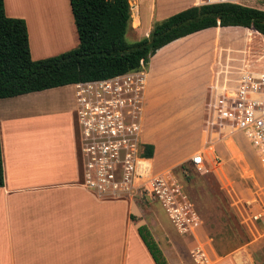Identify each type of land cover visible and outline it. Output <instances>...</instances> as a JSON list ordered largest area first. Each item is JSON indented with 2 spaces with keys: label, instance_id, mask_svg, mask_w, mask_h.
<instances>
[{
  "label": "crops",
  "instance_id": "0c3cea01",
  "mask_svg": "<svg viewBox=\"0 0 264 264\" xmlns=\"http://www.w3.org/2000/svg\"><path fill=\"white\" fill-rule=\"evenodd\" d=\"M35 1L40 8L36 15L43 30L54 29L53 33L42 32L56 40L55 49L42 48L33 28L35 14L22 0H4L6 16L23 19L26 23L31 58L40 60L77 47V33H73L72 40L63 41L55 35L56 27L50 23L57 18L58 8L60 16H68L73 28L70 3L60 0L57 7L54 0ZM197 3L198 0H172V6L168 7L159 0L152 3L143 0L138 5L140 15L136 29L143 27L150 33L154 22L197 6ZM52 9L54 18L47 20ZM43 18L46 21H40ZM251 33L258 32L242 26L203 29L163 46L150 57L147 65H141L146 83L140 138L144 144L153 145L154 153L159 150L157 140L142 137L143 134L148 137L154 129L155 102L166 105L171 110V118L184 117L196 108L203 109L206 116L207 103L225 92L234 91L244 72L264 68V61L258 67L246 58ZM261 38L264 42L262 35ZM191 39L195 44L185 48ZM242 39L243 48L233 49L231 45ZM162 53L172 59V78L164 72ZM186 56L190 58L188 64ZM198 59L201 60L197 64L205 62L208 67V77L201 83V93L194 97L192 92L180 89L186 84L179 76L186 73L185 68L190 71L194 60ZM68 86L73 87L70 97L64 94ZM76 92L75 84H69L0 99L4 171V185L0 187V264H155L138 233L143 225L148 227L168 264H187L183 254L186 249L182 247L187 243L184 240H189V236L195 235L202 226L197 212L200 223L194 233L180 235L173 230L174 236L167 228L158 227L157 219L163 218L160 213L157 219L146 218L133 200L99 198L81 185L80 129L76 130L78 121L73 119ZM178 110L183 111V115L177 114ZM167 147L171 163L177 155H172L171 141ZM197 248L204 254L202 264H242L245 250L240 248L232 259H227L214 250L209 241L203 240L202 246L194 245L190 254ZM249 258L253 263L251 255Z\"/></svg>",
  "mask_w": 264,
  "mask_h": 264
},
{
  "label": "rangeland",
  "instance_id": "374dc122",
  "mask_svg": "<svg viewBox=\"0 0 264 264\" xmlns=\"http://www.w3.org/2000/svg\"><path fill=\"white\" fill-rule=\"evenodd\" d=\"M67 1L69 5V0ZM128 1L131 21L127 28L125 40L131 44L148 37L149 33L145 32L143 27L136 29L139 25L138 16L140 15L138 5L143 0ZM154 1L146 0L150 3ZM159 2H165L168 7L172 6V0H159ZM246 6L264 11V0L252 1L247 3ZM170 10H172V7H170ZM53 11L54 9H52V13L49 18L47 17V20L54 18ZM40 21H46V18L40 19ZM53 23H55V19ZM37 24H40L38 19ZM72 27V32L77 33L74 22ZM33 28L35 36L38 37V27L35 25L34 17ZM51 29L53 31L45 28L43 30L41 25V31L44 33H53V27ZM251 34L246 58L248 61L250 58L259 67L260 63L264 61V42L258 33ZM193 44L195 43L191 39L186 42L185 48L192 47ZM231 46L233 49L243 48V39L234 42ZM163 54L165 53L161 55L165 61V64L162 61L165 65L164 72L172 78V59L166 57V55L163 56ZM249 54L251 57H249ZM169 55L170 53L167 54V56ZM189 59L186 56V64H188ZM200 60H194V63L197 64ZM195 64L189 68L190 71L185 68L186 73L179 76L186 84L180 89L183 92L186 91V93L192 92L194 97L201 93V83L203 79L208 77V67L205 62L197 64V66ZM177 92L178 90L175 94ZM64 94L70 97L73 94V87H66ZM175 94L174 97H176ZM153 109L154 129L150 134L148 133L150 136L147 135L148 137H146L143 134L142 137L143 139L151 138L150 140L155 138L159 144V150L153 155L155 161L150 167L151 172L153 174L158 172L164 175L169 174L172 181H175L181 187L182 193L187 196L202 220V226L196 231L197 233L190 235L189 240H184L187 242L186 246L182 247V249H186L183 253L186 263L202 264L193 260L190 249L196 244L202 246V241L206 240L224 258L232 259V255L236 251L245 248L242 264H264V164L260 161L259 154L252 147L248 138L242 132H233L227 127L221 130L215 127L212 128L206 122L207 116H205L203 109L196 108L188 111L181 118L169 117L171 110L163 103L161 106L155 102ZM182 112L178 110L176 113L183 115ZM73 119L77 122L75 109ZM77 129L79 127L76 124ZM169 141L172 142V155H177V158L172 160L171 163L169 160L170 154L167 151ZM196 154L203 155V172H198L191 162V157ZM130 200H133L137 207L145 212L146 218L153 216L157 219V215L160 213L163 218L157 219L158 227H165L168 230L167 232L176 236L173 233L175 228L157 201L139 195H135ZM258 214L262 215L261 218L254 220V215ZM144 226L148 229L146 225ZM250 255L253 263L250 261Z\"/></svg>",
  "mask_w": 264,
  "mask_h": 264
},
{
  "label": "built area",
  "instance_id": "2783aa9c",
  "mask_svg": "<svg viewBox=\"0 0 264 264\" xmlns=\"http://www.w3.org/2000/svg\"><path fill=\"white\" fill-rule=\"evenodd\" d=\"M257 0H198L197 6L230 3L246 6ZM146 77L134 70L111 78L76 83V117L83 161L81 185L99 198L132 199L135 195L157 201L180 235L193 234L200 220L181 187L169 174H153L143 167L145 145L140 138ZM212 128L242 132L264 164V68L244 72L234 91L207 103ZM191 162L204 171L203 155ZM261 214L254 215L259 220ZM202 262L199 248L191 252Z\"/></svg>",
  "mask_w": 264,
  "mask_h": 264
},
{
  "label": "trees",
  "instance_id": "16d2710c",
  "mask_svg": "<svg viewBox=\"0 0 264 264\" xmlns=\"http://www.w3.org/2000/svg\"><path fill=\"white\" fill-rule=\"evenodd\" d=\"M79 39L77 47L33 60L23 19L8 17L0 0V99L80 82L102 80L147 65L157 50L197 31L217 26L253 28L264 37V11L230 3L192 6L156 21L148 35L127 43L131 21L128 0H69ZM154 147L145 144L141 156L151 159ZM4 171L0 142V187ZM138 233L155 264H168L149 230Z\"/></svg>",
  "mask_w": 264,
  "mask_h": 264
},
{
  "label": "bare ground",
  "instance_id": "6f19581e",
  "mask_svg": "<svg viewBox=\"0 0 264 264\" xmlns=\"http://www.w3.org/2000/svg\"><path fill=\"white\" fill-rule=\"evenodd\" d=\"M54 1H55L56 6L59 7L58 5H59L60 0H54ZM22 2L27 9L31 10V12H34V14H35V17H36L35 25H36V27H38L37 28L38 29L37 30L38 40H39V43L42 45V48L43 49L44 48H46V49L47 48H54V46L56 45V40H52V38L46 37L45 34H43V32L41 31V25L37 24L38 17L36 15V12L38 9H40L38 6V3L35 0H22ZM56 13H57V18L55 19V23H53L54 20L52 21V23L56 27L55 35L58 36L61 40H65V39L72 40L74 35L72 32L73 30L69 24L68 16H65L64 14H63V16H60V11L58 10V8L56 10ZM154 161H155L154 159H146L145 162L142 163V165H143V167H145L146 169L149 170V168L152 167V164Z\"/></svg>",
  "mask_w": 264,
  "mask_h": 264
}]
</instances>
